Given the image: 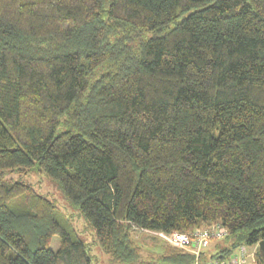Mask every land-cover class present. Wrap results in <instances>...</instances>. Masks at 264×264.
Masks as SVG:
<instances>
[{
    "label": "trees",
    "instance_id": "16d2710c",
    "mask_svg": "<svg viewBox=\"0 0 264 264\" xmlns=\"http://www.w3.org/2000/svg\"><path fill=\"white\" fill-rule=\"evenodd\" d=\"M216 222L264 239V0H0V264H192L133 232Z\"/></svg>",
    "mask_w": 264,
    "mask_h": 264
},
{
    "label": "built area",
    "instance_id": "2783aa9c",
    "mask_svg": "<svg viewBox=\"0 0 264 264\" xmlns=\"http://www.w3.org/2000/svg\"><path fill=\"white\" fill-rule=\"evenodd\" d=\"M149 232L157 235L167 244L190 253L194 257L192 264H256L255 254L258 243L240 244L228 253L214 248V244L228 233L219 222L204 227H195L187 232ZM210 248H212V257H209L207 253Z\"/></svg>",
    "mask_w": 264,
    "mask_h": 264
},
{
    "label": "rangeland",
    "instance_id": "374dc122",
    "mask_svg": "<svg viewBox=\"0 0 264 264\" xmlns=\"http://www.w3.org/2000/svg\"><path fill=\"white\" fill-rule=\"evenodd\" d=\"M5 178L18 179L19 174L9 173L5 175ZM22 178L30 182L33 188L39 193H46L52 199H54L57 207L64 213H66L73 224L74 228L79 234V237L84 241L90 240L89 229L85 227V218L78 213L77 206L73 205L68 198L62 193L58 181L48 176L44 171L32 168ZM133 239L147 252H159L165 246L166 243L156 235L149 233V231H135L133 232ZM221 241V240H220ZM59 245V237L57 235L51 236L49 246L52 250H56ZM92 254H96L99 264H112L109 257L105 255L97 245L92 246ZM92 260L96 261V256L92 257Z\"/></svg>",
    "mask_w": 264,
    "mask_h": 264
},
{
    "label": "water",
    "instance_id": "95a60500",
    "mask_svg": "<svg viewBox=\"0 0 264 264\" xmlns=\"http://www.w3.org/2000/svg\"><path fill=\"white\" fill-rule=\"evenodd\" d=\"M258 249H259L260 254H263L264 256V239L259 240Z\"/></svg>",
    "mask_w": 264,
    "mask_h": 264
}]
</instances>
